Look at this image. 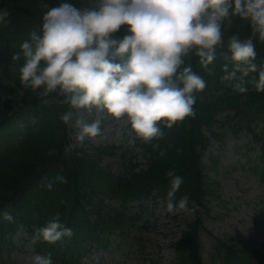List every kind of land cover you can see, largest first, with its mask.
I'll use <instances>...</instances> for the list:
<instances>
[{
	"label": "clouds",
	"instance_id": "9594fccd",
	"mask_svg": "<svg viewBox=\"0 0 264 264\" xmlns=\"http://www.w3.org/2000/svg\"><path fill=\"white\" fill-rule=\"evenodd\" d=\"M45 7L42 23L13 55L23 63L13 67L22 87L44 104L54 99L67 106L60 120L73 137L68 152L103 135L104 114L126 118L146 142L163 137L165 126L195 117L198 94L208 83L196 65L211 74L218 55L224 61L220 81L242 100L252 89L264 92V63L257 62L256 46L257 36L264 39V0H58ZM10 15L0 8V25ZM237 21L247 23L251 35L237 30L226 40ZM93 112L101 115L90 120ZM166 176L167 211L195 215L196 200L188 194L177 199L184 176L175 168ZM57 181L68 182L57 173L43 186L52 189ZM0 217L14 220L7 209H0ZM73 234L57 212L35 228L32 243H56ZM27 264H54L52 253L35 251Z\"/></svg>",
	"mask_w": 264,
	"mask_h": 264
},
{
	"label": "trees",
	"instance_id": "16d2710c",
	"mask_svg": "<svg viewBox=\"0 0 264 264\" xmlns=\"http://www.w3.org/2000/svg\"><path fill=\"white\" fill-rule=\"evenodd\" d=\"M43 2L52 5L58 0H0V8H6L11 12L10 22L0 25V45L1 42L21 43L23 39L27 38L31 29L42 23V14L46 11L42 8L45 5L41 4ZM121 28L123 29L124 26L122 25ZM237 30L242 37L251 35L250 26L243 21H237L230 31H226L225 39L227 40V36ZM263 58L264 54H260L257 60ZM193 62H195V58ZM223 62V57L218 55L217 62L213 66L214 71L211 74L198 64L196 65L197 71L208 82L207 87L198 94L195 105L197 115L186 118L184 122H178L172 128L164 127V136L154 139L158 147L155 149L152 146L148 147V154H150L148 171L133 177L132 182H129L125 187L126 193L146 188L150 184L163 185L169 183L170 178L166 176V172L170 168H175L186 179L182 185L185 191H178L177 199L188 194L192 199L198 201V196L203 199V196L208 195L209 190H201L200 186L201 161L199 150L207 146L202 132L205 126L212 128L220 111L227 108L238 109L248 99L252 103H256L258 95L250 90L244 94L247 99L242 100L241 94L233 91L227 83H222L219 77L222 75L221 64ZM16 81L17 87L12 90L8 89L12 99L4 102L5 107L18 106L24 102V95L21 94L22 85L19 79ZM63 131L65 128L56 127L54 120L42 119L37 128L19 146V149L0 162V205L8 199L11 192L21 189L14 210L18 214H23L29 208V214L32 216L34 211L33 200L36 199L44 203V200L47 199L45 197V188L47 187L43 186L47 181H44L41 175L46 174L45 177L50 178L57 173L63 174L64 168L65 176L70 171V174L80 178L82 186L86 181L93 180L92 172L95 171L97 177L99 172L95 169L93 162L76 159L73 153L64 151L63 140L61 138L59 141L58 136ZM262 138L264 150V132ZM59 183L61 182H55L54 186ZM30 184L33 186L31 190L28 189L27 191ZM86 187L88 186L86 185ZM163 195L165 196L166 193ZM61 196L59 186L53 190L52 198H50L52 204L49 212L51 216H54L56 211L64 209ZM165 197L167 198V195ZM45 216L49 218L47 213ZM196 231L197 226L193 224L190 231L183 233L177 247L182 252H189L196 264H201L198 259Z\"/></svg>",
	"mask_w": 264,
	"mask_h": 264
},
{
	"label": "rangeland",
	"instance_id": "374dc122",
	"mask_svg": "<svg viewBox=\"0 0 264 264\" xmlns=\"http://www.w3.org/2000/svg\"><path fill=\"white\" fill-rule=\"evenodd\" d=\"M223 131L226 133L225 139L212 142L208 152L217 163L206 161L207 167H211L207 171L208 180L219 185L221 194V198L210 197L211 212L202 216L204 225L212 235L205 232L201 235L203 255L208 264H213L210 259L211 245L220 237L234 238L240 243L249 244L252 249L262 248L264 252V187L251 173L253 154L247 150V142L241 140L243 135L233 132V124H226ZM223 131L217 132L225 134ZM95 143L98 145L97 140ZM150 213L154 214L151 218L155 225L142 235L149 238L150 245H146V252L151 255L152 263L139 259L137 243L132 239L133 232L129 236L111 237L110 247L94 252L87 264H175L174 252L169 244L180 236V231L185 229L192 215L168 213L161 204H150L144 215ZM258 214L261 215L256 219L254 216ZM25 250H16L11 257L0 253V264H27L30 253H25ZM131 255L134 256L132 262Z\"/></svg>",
	"mask_w": 264,
	"mask_h": 264
}]
</instances>
